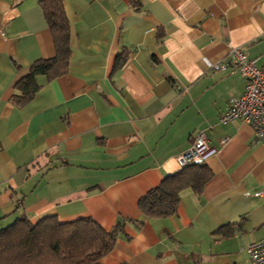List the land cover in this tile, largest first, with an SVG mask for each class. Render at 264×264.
Masks as SVG:
<instances>
[{
  "label": "crops",
  "instance_id": "0c3cea01",
  "mask_svg": "<svg viewBox=\"0 0 264 264\" xmlns=\"http://www.w3.org/2000/svg\"><path fill=\"white\" fill-rule=\"evenodd\" d=\"M62 3L67 70L37 76L22 101L15 84L55 44L40 0H0V228L89 217L121 225L103 264H251L264 197L246 192L264 188V143L218 120L244 78L212 65L237 46L264 68V0ZM200 133L215 149L201 191L182 189L173 214H143L140 197Z\"/></svg>",
  "mask_w": 264,
  "mask_h": 264
},
{
  "label": "trees",
  "instance_id": "16d2710c",
  "mask_svg": "<svg viewBox=\"0 0 264 264\" xmlns=\"http://www.w3.org/2000/svg\"><path fill=\"white\" fill-rule=\"evenodd\" d=\"M40 5L56 53L52 58L35 60L28 73L15 84V98L20 97L22 101L28 100L39 89L37 76L55 78L68 67L69 21L62 0H40ZM119 59L118 55V65L124 57ZM210 176L204 163L183 165L142 195L139 209L146 216L173 214L180 191L190 187L199 192ZM120 227V223H116L105 230L89 217L60 221L50 215L32 223L27 217L20 216L0 228V264H103L101 258L112 248Z\"/></svg>",
  "mask_w": 264,
  "mask_h": 264
},
{
  "label": "built area",
  "instance_id": "2783aa9c",
  "mask_svg": "<svg viewBox=\"0 0 264 264\" xmlns=\"http://www.w3.org/2000/svg\"><path fill=\"white\" fill-rule=\"evenodd\" d=\"M230 64L236 67L244 78V89L239 96L228 100L227 109L219 115L218 120L225 123L238 119L248 123L255 136L264 143V68L256 66L254 61L247 57L246 51L237 46L231 47L228 53L212 66L214 69H222ZM224 142L225 139L222 140V143ZM214 152L215 149L200 133L192 145L178 156V162L181 166L202 163ZM246 193L264 197V188ZM246 253L251 264H264V238L250 242Z\"/></svg>",
  "mask_w": 264,
  "mask_h": 264
}]
</instances>
